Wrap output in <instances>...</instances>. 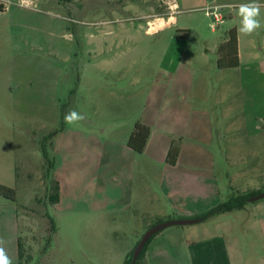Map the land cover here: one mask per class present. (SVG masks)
<instances>
[{"label": "rangeland", "instance_id": "obj_1", "mask_svg": "<svg viewBox=\"0 0 264 264\" xmlns=\"http://www.w3.org/2000/svg\"><path fill=\"white\" fill-rule=\"evenodd\" d=\"M186 2L0 0V185L16 192V233L36 264H124L147 230L141 216L117 208L115 169L107 176L96 160L120 155L132 123L156 99L162 106L154 110L163 111L186 97L211 122L214 142L198 136V153L216 165L188 171L214 172L221 202L257 185L264 193V0L262 26L251 35L238 30L239 6L250 0H216L229 6H217L223 21L215 31L203 5ZM232 29L239 66L218 69L217 48ZM70 109L85 119L65 123ZM53 175L59 204L47 201L59 184ZM45 213L55 227L48 246ZM260 222L250 209L167 227L149 238L144 261L173 264L183 235L169 234L191 228L192 239L234 241V264L264 262Z\"/></svg>", "mask_w": 264, "mask_h": 264}, {"label": "crops", "instance_id": "obj_2", "mask_svg": "<svg viewBox=\"0 0 264 264\" xmlns=\"http://www.w3.org/2000/svg\"><path fill=\"white\" fill-rule=\"evenodd\" d=\"M180 1L181 3L193 1L195 4L203 5L205 10L213 6H229V4H219L216 0ZM185 99L186 97L183 98V100ZM182 101L179 97L177 103L175 100H169V104L166 102L162 111L154 110L155 107L162 106L161 102L156 99L152 109L144 118L133 121L126 141L123 142L126 148L121 146L123 149L121 148L120 155L116 158L104 159L102 157L100 161L96 160L99 172L103 168L108 169L107 176L113 174L112 168L115 169L117 186L122 191L117 197L116 203L119 204L117 208L141 216L142 230H148L155 224L170 220L199 218V214H203L221 202L219 184L214 172L208 171L205 175L198 171H188L197 168L196 166L215 167L216 164L212 158L206 162L202 158V154L198 153V147H200L198 143L201 142L198 140V136L206 134L208 140L206 146L214 140L211 122L203 119L202 113L194 109L192 103L187 104ZM105 116L107 115L105 114ZM137 122L148 126L151 130L145 149L140 154L132 151L126 145L133 126ZM91 138V136L89 138L84 137L80 140L86 142V140L90 141ZM176 138H181L178 147L179 154L175 165L170 166L165 159ZM111 145L114 143L111 142ZM187 152H189V158L185 159ZM179 169L182 170L179 171ZM257 177L261 176L258 175ZM54 179L59 183L60 190L62 185L56 175ZM261 184H264V181ZM249 190L257 191L260 189L257 185V187H250ZM253 202L254 204L251 206H245L240 210L251 209L255 214V221L257 219L262 221L260 222V232L264 242V200L260 199ZM100 203L108 204L103 200ZM13 208V202L4 198L0 200V238L5 241V252L12 264H17L18 215L16 209L13 210ZM216 226L219 227L220 225L217 224ZM178 229L169 234L181 238L183 235L182 241L177 246L179 258L172 260L171 263L234 264V255L229 250L234 241L227 242L219 234L208 238L192 239L195 230L191 228L188 230H184L185 228ZM253 264H264V262L255 259Z\"/></svg>", "mask_w": 264, "mask_h": 264}, {"label": "trees", "instance_id": "obj_3", "mask_svg": "<svg viewBox=\"0 0 264 264\" xmlns=\"http://www.w3.org/2000/svg\"><path fill=\"white\" fill-rule=\"evenodd\" d=\"M186 36V34H184ZM239 66V58H238V49H237V36L234 29L229 30L226 32L223 42L217 48V68L218 69H234ZM150 128L146 125H143L139 122L135 123L133 129L127 139L126 145L129 149L136 153H142L145 149V145L150 135ZM179 154V148L176 144L172 143L167 155H166V163L170 166H174L177 157ZM45 153H43V157H45ZM47 167V171L54 167L52 165H45ZM261 193V190L251 191L248 193H239L237 196H231L226 201L219 203L218 205L214 206L210 210H208L205 214L198 216L199 221H202L210 216H214L216 214H223L228 213L233 210H240L243 209L248 202V199L255 197ZM0 196L6 200L11 202L16 201V192L14 189L6 187L4 185H0ZM60 198V190L59 185L54 184L52 188V192L47 195V201L50 204H57ZM45 217L49 223V236L47 237L46 245H49L50 241V234L55 231L54 221L53 219L45 213ZM149 240V239H148ZM148 242V241H147ZM145 243L143 249L141 250L140 254L138 255L134 264H147L145 259V252H146V245ZM138 243V242H137ZM27 247L24 244V237L19 236L17 238V264H36V262L32 261L31 254H27L26 252ZM133 249L129 252L126 257L124 264H131V253Z\"/></svg>", "mask_w": 264, "mask_h": 264}, {"label": "clouds", "instance_id": "obj_4", "mask_svg": "<svg viewBox=\"0 0 264 264\" xmlns=\"http://www.w3.org/2000/svg\"><path fill=\"white\" fill-rule=\"evenodd\" d=\"M261 14V6L258 0H250L239 6L238 15L240 16L239 32L245 35H251L261 28L259 19ZM85 119V116L74 109H70L64 115V121L67 124H76ZM5 241L0 238V264H12L11 259L7 256L4 248Z\"/></svg>", "mask_w": 264, "mask_h": 264}, {"label": "water", "instance_id": "obj_5", "mask_svg": "<svg viewBox=\"0 0 264 264\" xmlns=\"http://www.w3.org/2000/svg\"><path fill=\"white\" fill-rule=\"evenodd\" d=\"M264 198V193H261L255 197L250 198L248 201L253 202ZM199 219H188V220H175V221H169V222H162L159 224H156L155 226L148 229L143 236L140 238L136 246L134 247L132 253H131V264H134L138 255L140 254L141 250L143 249L145 243L148 241V239L153 236L155 233L159 232L162 229H165L170 226H176V225H190L198 222Z\"/></svg>", "mask_w": 264, "mask_h": 264}, {"label": "built area", "instance_id": "obj_6", "mask_svg": "<svg viewBox=\"0 0 264 264\" xmlns=\"http://www.w3.org/2000/svg\"><path fill=\"white\" fill-rule=\"evenodd\" d=\"M219 8L217 6L210 7L206 10L207 15L212 19L211 22V30L215 31L216 28L222 23L223 16L218 11Z\"/></svg>", "mask_w": 264, "mask_h": 264}, {"label": "bare ground", "instance_id": "obj_7", "mask_svg": "<svg viewBox=\"0 0 264 264\" xmlns=\"http://www.w3.org/2000/svg\"><path fill=\"white\" fill-rule=\"evenodd\" d=\"M158 22H160V26H162V21L161 20H158Z\"/></svg>", "mask_w": 264, "mask_h": 264}]
</instances>
